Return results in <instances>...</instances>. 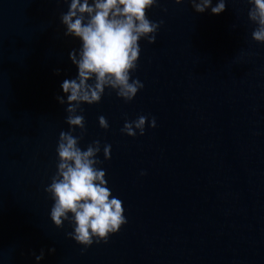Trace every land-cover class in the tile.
Returning <instances> with one entry per match:
<instances>
[{
    "label": "water",
    "instance_id": "95a60500",
    "mask_svg": "<svg viewBox=\"0 0 264 264\" xmlns=\"http://www.w3.org/2000/svg\"><path fill=\"white\" fill-rule=\"evenodd\" d=\"M248 7L226 0L211 15L159 0L147 15L163 24L154 43L139 41L133 73L143 89L127 103L106 90L81 105L80 146L111 145L100 167L127 217L81 253L67 222L49 219L43 190L68 130L55 96L76 71L68 52L78 41L59 22L67 6L0 0V264H36L42 248L40 264H264V43L251 39ZM138 115L156 126L121 133L125 116Z\"/></svg>",
    "mask_w": 264,
    "mask_h": 264
},
{
    "label": "clouds",
    "instance_id": "9594fccd",
    "mask_svg": "<svg viewBox=\"0 0 264 264\" xmlns=\"http://www.w3.org/2000/svg\"><path fill=\"white\" fill-rule=\"evenodd\" d=\"M183 0H174L180 4ZM196 13L221 14L226 0H189ZM67 10L59 15L63 35L78 41L68 52L75 74L63 79L56 101L64 105L68 130H61L55 147V172L44 192L52 201L48 216L81 245V253L94 242L107 243L127 223L122 201L108 186L106 170L100 167L110 159L111 145L93 140L83 149L80 141L86 132L82 104H98L106 90L124 102L134 99L143 82L134 77L141 52L139 41L154 43L163 20H152L147 12L159 6V0H64ZM248 20L254 25L251 39L264 43V0H247ZM61 69H54L60 75ZM99 127L109 128L106 117H97ZM155 127L156 118L126 116L120 131L128 136L143 135L145 126ZM76 129H79L78 134ZM102 151L103 160L99 158ZM146 173L142 170L140 175ZM54 248L48 249L49 253ZM23 255V253H21ZM36 264L44 259V249L33 254Z\"/></svg>",
    "mask_w": 264,
    "mask_h": 264
}]
</instances>
